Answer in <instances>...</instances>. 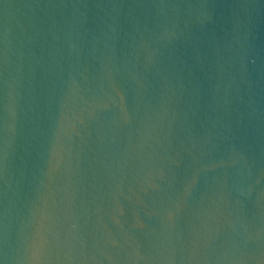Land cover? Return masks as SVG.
Instances as JSON below:
<instances>
[{
  "label": "water",
  "instance_id": "obj_1",
  "mask_svg": "<svg viewBox=\"0 0 264 264\" xmlns=\"http://www.w3.org/2000/svg\"><path fill=\"white\" fill-rule=\"evenodd\" d=\"M0 264H264V0H0Z\"/></svg>",
  "mask_w": 264,
  "mask_h": 264
}]
</instances>
